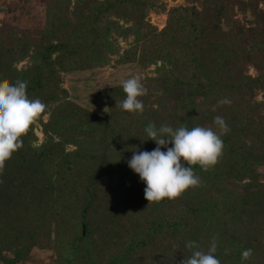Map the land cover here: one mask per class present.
<instances>
[{
  "label": "trees",
  "instance_id": "obj_1",
  "mask_svg": "<svg viewBox=\"0 0 264 264\" xmlns=\"http://www.w3.org/2000/svg\"><path fill=\"white\" fill-rule=\"evenodd\" d=\"M6 1L0 0V84L27 81L28 97L46 109L0 169V262H35L51 247L52 264H180L191 254L187 241L207 251L215 238L220 264H264V204L258 203L264 191V9L251 0H184L185 6L168 10L159 0H77L70 9L69 0ZM150 12L166 15L162 29L147 23ZM111 35L133 37L127 56L136 65L161 64L163 77L140 80L147 89L139 98L141 114L119 108L122 88L106 90L102 117L61 87L60 72L107 61ZM25 57V69L13 67ZM149 94L158 97L156 107ZM223 99L230 103H218ZM215 116L223 117L226 133L213 124ZM149 122L211 127L221 135L217 163L192 166L200 183L175 199L149 203L144 183L126 163L135 149L156 146L141 143ZM35 123L44 136L39 146ZM68 144L74 149L66 151ZM70 209L69 223L62 217ZM245 249L252 254L242 260Z\"/></svg>",
  "mask_w": 264,
  "mask_h": 264
},
{
  "label": "clouds",
  "instance_id": "obj_2",
  "mask_svg": "<svg viewBox=\"0 0 264 264\" xmlns=\"http://www.w3.org/2000/svg\"><path fill=\"white\" fill-rule=\"evenodd\" d=\"M26 87L27 81L23 80L0 84V169L21 148V137L46 109L40 99L28 97ZM122 91L125 97L118 102L119 108L129 114H141L144 106L139 98L147 94L141 81L136 77L126 79L122 84ZM218 103L228 104L230 101L223 99ZM213 124L220 134L228 131L221 116H215ZM144 133L147 139L141 143L151 140L156 146L150 151L134 148L126 163L144 183V198L149 203L165 198L175 199L188 188L197 186L200 179L192 166L207 169L214 166L222 155L221 135L211 127L189 128L183 123L175 128L167 124L157 127L149 122ZM185 247L191 250V254L187 258L183 257L180 264H220L215 255V238L207 251L200 250L195 241H187ZM251 254V249L242 250L241 259L247 260Z\"/></svg>",
  "mask_w": 264,
  "mask_h": 264
},
{
  "label": "rangeland",
  "instance_id": "obj_3",
  "mask_svg": "<svg viewBox=\"0 0 264 264\" xmlns=\"http://www.w3.org/2000/svg\"><path fill=\"white\" fill-rule=\"evenodd\" d=\"M70 5L69 9L73 7V5L77 2V0H69ZM102 1V0H99ZM165 5L166 10L171 7L185 6L184 0H159ZM7 4L11 3V0L6 1ZM252 4L256 9L263 10V4L260 0H251ZM34 9V8H33ZM32 9V10H33ZM40 11H43L42 7H37L33 13L39 15ZM42 15V13H41ZM5 12L0 11V21L4 19ZM236 18L241 20L246 26L250 25L249 17H243L241 13L236 14ZM147 23L151 26L155 27L157 30L162 29L165 26L166 15L165 14H155L148 13ZM111 20L117 21L119 25L123 27H128L131 25L130 22H124L122 19H117L115 17H111ZM113 46V52L110 53L107 57V61L101 63V65L93 70H86L81 72H73V73H61V77L63 78V82L61 83V87L68 92V99L78 103L82 107L92 111L95 115H99L105 117L106 115L103 113L106 111V101H105V92L107 89L113 88H122L123 82L130 78L136 77L139 80L141 79H151L155 80L156 78L163 77V73L160 69L161 64H150L146 67L138 66L135 64V61L128 60L127 53L132 48L133 45V37H128L127 39L119 38L115 35H111L109 38ZM56 55L52 56L54 59ZM29 58L25 57L22 60L15 62L13 67L17 70L25 69L29 65ZM60 70V67H55V71ZM248 74L251 76H255V71L250 68L248 70ZM149 85V84H148ZM156 84H151L149 89H155ZM153 87V88H152ZM150 98V99H149ZM148 101L150 100V104L152 107H156V100L158 97L153 98L152 95L149 94ZM257 100H261V95L257 96ZM46 120V117H44ZM33 133L35 135L36 141L34 142V146H39L42 144L44 139L43 133L41 132V127L38 124H34ZM74 146L67 145L66 151L73 150ZM247 181H243L245 183ZM249 182V181H248ZM261 183L264 184V180H261ZM242 187V186H241ZM241 189V188H240ZM258 203L264 204V191L261 193ZM256 205V204H255ZM254 205V206H255ZM73 209L69 211H64L62 219L66 222L70 223V219L72 216ZM167 243V242H166ZM6 258L12 259L13 255L8 252H3ZM37 254V253H36ZM39 254V253H38ZM40 255V256H39ZM38 259L35 262H29L26 264H52L53 263V249L51 247L47 249V251L39 254ZM44 261L42 262V260ZM0 264H5L0 262ZM25 264V263H18Z\"/></svg>",
  "mask_w": 264,
  "mask_h": 264
}]
</instances>
